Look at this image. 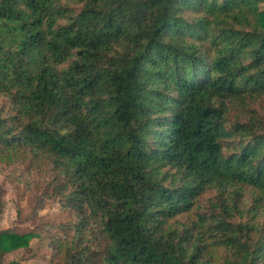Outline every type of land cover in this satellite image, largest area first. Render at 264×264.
I'll return each mask as SVG.
<instances>
[{
    "label": "trees",
    "instance_id": "obj_1",
    "mask_svg": "<svg viewBox=\"0 0 264 264\" xmlns=\"http://www.w3.org/2000/svg\"><path fill=\"white\" fill-rule=\"evenodd\" d=\"M262 4L0 0V167L74 216L49 264H264Z\"/></svg>",
    "mask_w": 264,
    "mask_h": 264
},
{
    "label": "rangeland",
    "instance_id": "obj_2",
    "mask_svg": "<svg viewBox=\"0 0 264 264\" xmlns=\"http://www.w3.org/2000/svg\"><path fill=\"white\" fill-rule=\"evenodd\" d=\"M235 101L228 103L229 115L235 114V110L240 108L241 102ZM0 105L8 106L6 98L0 96ZM254 107H264V98H259ZM38 179V176L34 178L36 181ZM0 203V230H9L17 235L29 232L36 234L26 248L3 255L0 259L2 263L49 264L51 237L72 236L71 232L64 234L58 225L70 222L74 216L63 210L57 202L46 200L26 185L18 166L0 167Z\"/></svg>",
    "mask_w": 264,
    "mask_h": 264
}]
</instances>
